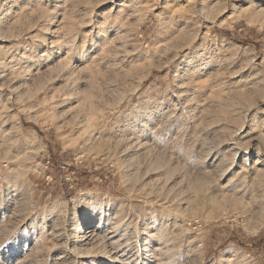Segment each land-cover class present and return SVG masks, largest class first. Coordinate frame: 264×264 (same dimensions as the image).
<instances>
[{"label":"rangeland","instance_id":"rangeland-1","mask_svg":"<svg viewBox=\"0 0 264 264\" xmlns=\"http://www.w3.org/2000/svg\"><path fill=\"white\" fill-rule=\"evenodd\" d=\"M0 264H264V0H0Z\"/></svg>","mask_w":264,"mask_h":264},{"label":"bare ground","instance_id":"bare-ground-1","mask_svg":"<svg viewBox=\"0 0 264 264\" xmlns=\"http://www.w3.org/2000/svg\"><path fill=\"white\" fill-rule=\"evenodd\" d=\"M262 169H263V168H262ZM259 170H261V169H259ZM86 222L88 223L87 226L94 224V223H93V220H88V221H86Z\"/></svg>","mask_w":264,"mask_h":264}]
</instances>
